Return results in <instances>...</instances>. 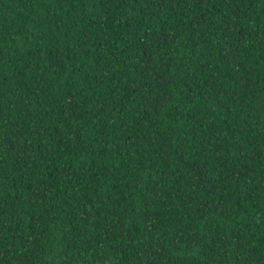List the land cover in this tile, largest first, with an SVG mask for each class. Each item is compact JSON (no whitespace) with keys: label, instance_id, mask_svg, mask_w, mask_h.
<instances>
[{"label":"trees","instance_id":"1","mask_svg":"<svg viewBox=\"0 0 264 264\" xmlns=\"http://www.w3.org/2000/svg\"><path fill=\"white\" fill-rule=\"evenodd\" d=\"M0 264H264V0H0Z\"/></svg>","mask_w":264,"mask_h":264}]
</instances>
